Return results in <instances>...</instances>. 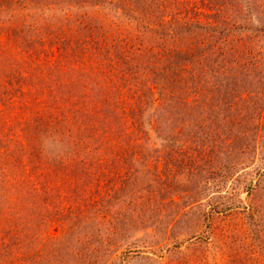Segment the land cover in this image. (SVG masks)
<instances>
[{"label":"rangeland","instance_id":"374dc122","mask_svg":"<svg viewBox=\"0 0 264 264\" xmlns=\"http://www.w3.org/2000/svg\"><path fill=\"white\" fill-rule=\"evenodd\" d=\"M0 264H264V0H0Z\"/></svg>","mask_w":264,"mask_h":264}]
</instances>
